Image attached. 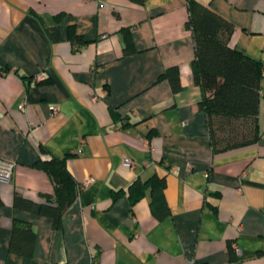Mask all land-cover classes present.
<instances>
[{
	"label": "crops",
	"instance_id": "1",
	"mask_svg": "<svg viewBox=\"0 0 264 264\" xmlns=\"http://www.w3.org/2000/svg\"><path fill=\"white\" fill-rule=\"evenodd\" d=\"M196 1L264 69V0ZM187 2L0 0V159L14 164L0 180V264H264V77L258 139L214 153ZM173 66L177 91L160 76ZM49 157L77 184L58 226L39 213L54 183L33 164ZM151 177L164 204L153 210L149 185L131 204L129 184ZM15 193L31 208L14 207ZM15 219L35 231L30 256L8 250Z\"/></svg>",
	"mask_w": 264,
	"mask_h": 264
},
{
	"label": "trees",
	"instance_id": "2",
	"mask_svg": "<svg viewBox=\"0 0 264 264\" xmlns=\"http://www.w3.org/2000/svg\"><path fill=\"white\" fill-rule=\"evenodd\" d=\"M187 9L185 25L191 31L194 47L192 79L201 90L198 106L205 114L212 151L223 152L254 143L260 133L258 105L264 69L258 60L229 45L233 28L229 21L196 0H188ZM67 36L76 47L82 41L72 26L68 28ZM129 51L127 40L123 52ZM160 76L168 79L173 91L181 88L177 67L166 68ZM33 165L45 171L54 183V191L41 203L39 213L49 216L53 225L58 226L63 210L77 195V184L66 167L65 158H38ZM147 185L151 191V205L156 210L165 200L164 181L155 177L129 184L131 204L143 196ZM117 193H113L114 198ZM13 206L30 209L32 201L15 193ZM34 242L35 231L30 223L15 219L8 250L30 256Z\"/></svg>",
	"mask_w": 264,
	"mask_h": 264
},
{
	"label": "built area",
	"instance_id": "3",
	"mask_svg": "<svg viewBox=\"0 0 264 264\" xmlns=\"http://www.w3.org/2000/svg\"><path fill=\"white\" fill-rule=\"evenodd\" d=\"M32 80L34 81H44L46 79V76L44 73H38V74H35L33 75L32 77ZM24 104L25 102H21L20 104V108H24ZM58 110L57 108H53L51 113H56ZM123 164L125 166H131L132 165V160L130 158H125L124 161H123ZM13 162H10V161H3L0 159V180H3V181H8L9 178L11 177V174H12V169H13ZM91 179L88 178L87 180H84L82 183H80V185L78 186V188H81L83 186H85L86 184H88V182L90 181ZM233 245V244H232ZM233 247H235L233 245Z\"/></svg>",
	"mask_w": 264,
	"mask_h": 264
}]
</instances>
